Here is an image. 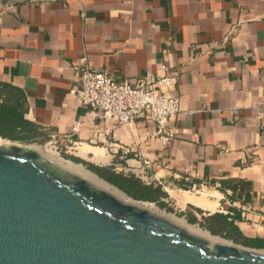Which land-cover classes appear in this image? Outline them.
<instances>
[{"label": "crops", "instance_id": "1", "mask_svg": "<svg viewBox=\"0 0 264 264\" xmlns=\"http://www.w3.org/2000/svg\"><path fill=\"white\" fill-rule=\"evenodd\" d=\"M83 57L129 84L176 76L167 143L146 116L119 125L78 102ZM0 84L40 139L160 186L188 223L222 215L264 239V0H0Z\"/></svg>", "mask_w": 264, "mask_h": 264}, {"label": "water", "instance_id": "2", "mask_svg": "<svg viewBox=\"0 0 264 264\" xmlns=\"http://www.w3.org/2000/svg\"><path fill=\"white\" fill-rule=\"evenodd\" d=\"M76 165L133 203L34 146L0 144V264H264V249L192 234Z\"/></svg>", "mask_w": 264, "mask_h": 264}, {"label": "built area", "instance_id": "3", "mask_svg": "<svg viewBox=\"0 0 264 264\" xmlns=\"http://www.w3.org/2000/svg\"><path fill=\"white\" fill-rule=\"evenodd\" d=\"M176 80L175 75H168L136 85L116 81L107 71L92 69L83 57L78 69L77 84L71 88L70 93L81 105L90 108L105 121L129 125L139 117H148L156 126V132L151 135H158L167 143L172 132H166L165 127L178 113L180 98L166 89L173 87Z\"/></svg>", "mask_w": 264, "mask_h": 264}, {"label": "trees", "instance_id": "4", "mask_svg": "<svg viewBox=\"0 0 264 264\" xmlns=\"http://www.w3.org/2000/svg\"><path fill=\"white\" fill-rule=\"evenodd\" d=\"M25 98L23 93L10 85L0 84V139L19 142H32L41 137L38 128L26 120ZM45 139V138H44ZM74 162L83 163L89 170L103 180L123 191L128 197L136 201L155 203L168 211L171 209L163 201L167 197L160 186L146 184L133 174L116 172L110 167H98L79 158H71ZM183 215V213H182ZM188 221L192 223L191 218ZM200 227L208 230L212 235L220 236L233 243L242 240L245 246L264 249V239L245 240L238 228L225 216L211 215L200 222Z\"/></svg>", "mask_w": 264, "mask_h": 264}, {"label": "bare ground", "instance_id": "5", "mask_svg": "<svg viewBox=\"0 0 264 264\" xmlns=\"http://www.w3.org/2000/svg\"><path fill=\"white\" fill-rule=\"evenodd\" d=\"M5 141H6L5 139H0V144L4 143ZM34 147L39 149V147H37V146H34ZM43 152H44V155L50 161H52L54 164L58 165L59 167L65 169L67 171H70V172H72L74 174H77V175H79L81 177L86 178L88 181L93 183L96 187L109 192L110 194H112L118 200L126 201V202H132L126 196L122 195L121 193H119L115 189L111 188L110 186H107L106 184H104L100 180L94 178L89 173L85 172L79 165H76V164H74V163H72L70 161H66V160H64L62 158L57 157L54 154V152L51 151L50 149H45V150H43ZM137 204H140V205L146 207L151 212L159 213V214L165 216L167 219H169L173 223H176L178 225L184 226L185 228H187L188 232H190L192 234L198 235V236H200V237H202L204 239H207V240H209L210 242H213V243L220 241V239L210 236L207 232H204V231L200 230L198 227L188 226L183 221H181L180 219H177L176 217H174L172 215H166L163 212L158 211L152 203L144 202L143 204L142 203H137Z\"/></svg>", "mask_w": 264, "mask_h": 264}, {"label": "rangeland", "instance_id": "6", "mask_svg": "<svg viewBox=\"0 0 264 264\" xmlns=\"http://www.w3.org/2000/svg\"><path fill=\"white\" fill-rule=\"evenodd\" d=\"M10 143H18L21 144L23 146H37L39 147V149L43 152V150L45 149H50L51 151L54 152V154L59 157L62 158L66 161H70L73 162L75 164H83L81 162H74L71 158H79L82 159L80 157L77 156V154L74 152V150H70L68 148H65L64 146H61L59 144H55L53 142V139L51 138H45V139H40L38 138L35 141L32 142H19V141H9L6 140L4 143L2 144H10ZM44 153V152H43ZM83 160V159H82ZM87 162V161H86ZM89 163V162H88ZM84 165V164H83ZM85 166V165H84ZM150 203V202H149ZM169 203V204H168ZM155 208L160 211L163 212L166 215H172L174 217H176L177 219H180L181 221L184 222L185 217L182 215V212L178 210V208L176 206H174V204H172V202H167L168 207L171 209V211H168L162 207L157 206L155 203H152ZM189 226H195V227H200L197 223H189ZM201 228V227H200ZM202 230H204L203 228H201ZM215 237H217L216 235H213Z\"/></svg>", "mask_w": 264, "mask_h": 264}]
</instances>
